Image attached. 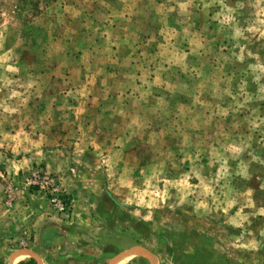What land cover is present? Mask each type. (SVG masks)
<instances>
[{
	"label": "rangeland",
	"instance_id": "374dc122",
	"mask_svg": "<svg viewBox=\"0 0 264 264\" xmlns=\"http://www.w3.org/2000/svg\"><path fill=\"white\" fill-rule=\"evenodd\" d=\"M0 211V264H264V0H0Z\"/></svg>",
	"mask_w": 264,
	"mask_h": 264
},
{
	"label": "crops",
	"instance_id": "0c3cea01",
	"mask_svg": "<svg viewBox=\"0 0 264 264\" xmlns=\"http://www.w3.org/2000/svg\"><path fill=\"white\" fill-rule=\"evenodd\" d=\"M37 157H29V161H34ZM13 166L15 167V169H21L23 167V164L28 163L27 158L23 157V159H16L14 161H12ZM32 163V162H29ZM28 165V164H27ZM28 167V166H27ZM2 212L0 211V240L5 238V236L10 237L11 235L8 234L10 232H6V226L5 224H3L1 218H2ZM7 238V237H6ZM8 240V238H7ZM7 240H4L3 243V247H0V250L2 249L3 251L9 250V247L7 245ZM38 248L35 247V245H33L32 247H27V248H17V249H13L10 250V253L7 256V259L5 261L6 264H12L14 262L18 263L23 261L26 258L29 257H34V253H37V255L40 256V251ZM105 264H110V263H105Z\"/></svg>",
	"mask_w": 264,
	"mask_h": 264
},
{
	"label": "trees",
	"instance_id": "16d2710c",
	"mask_svg": "<svg viewBox=\"0 0 264 264\" xmlns=\"http://www.w3.org/2000/svg\"><path fill=\"white\" fill-rule=\"evenodd\" d=\"M29 264H35V262L33 260H30Z\"/></svg>",
	"mask_w": 264,
	"mask_h": 264
}]
</instances>
